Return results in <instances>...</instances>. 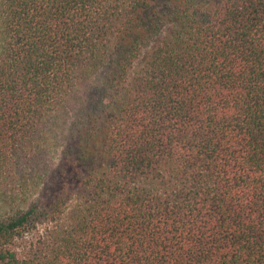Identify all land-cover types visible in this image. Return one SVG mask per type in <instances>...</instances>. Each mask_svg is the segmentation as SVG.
Returning <instances> with one entry per match:
<instances>
[{"label":"trees","instance_id":"16d2710c","mask_svg":"<svg viewBox=\"0 0 264 264\" xmlns=\"http://www.w3.org/2000/svg\"><path fill=\"white\" fill-rule=\"evenodd\" d=\"M0 264H264V0H0Z\"/></svg>","mask_w":264,"mask_h":264}]
</instances>
